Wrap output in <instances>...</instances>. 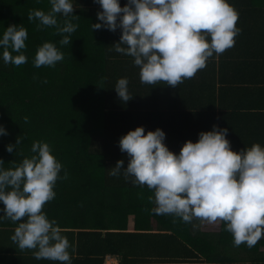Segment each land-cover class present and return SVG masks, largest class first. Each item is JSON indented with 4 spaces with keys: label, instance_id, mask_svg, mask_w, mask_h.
<instances>
[{
    "label": "trees",
    "instance_id": "obj_1",
    "mask_svg": "<svg viewBox=\"0 0 264 264\" xmlns=\"http://www.w3.org/2000/svg\"><path fill=\"white\" fill-rule=\"evenodd\" d=\"M119 2L123 6L127 0ZM228 2L238 12L234 45L171 87L142 84L132 58L111 50L119 28L91 29L101 10L94 0H73L75 17L57 14L58 24L78 25L68 45L58 43L56 27L37 28V19H27L32 10L49 11V0H0V34L9 24H20L28 33L21 50L25 63L5 65L0 59V125L8 133L0 135V159L5 169L14 168L33 155L34 141L50 145L62 164L60 176L66 170L67 177L56 181V195L42 210L67 237L72 264H102L106 255L119 264H264V237L251 248L234 246L223 222L194 218L185 223L156 214L150 211L152 190L108 175L118 159L127 166L120 136L141 125L145 131L161 128L164 143L176 153L213 124L228 129L234 151L253 143L264 146V0ZM46 41L56 43L64 58L54 67H34L35 52ZM121 77L129 82L127 102L113 89ZM18 135L21 144L7 152L5 145ZM17 224L0 220V235H13ZM17 256L16 261L23 257Z\"/></svg>",
    "mask_w": 264,
    "mask_h": 264
},
{
    "label": "clouds",
    "instance_id": "obj_2",
    "mask_svg": "<svg viewBox=\"0 0 264 264\" xmlns=\"http://www.w3.org/2000/svg\"><path fill=\"white\" fill-rule=\"evenodd\" d=\"M51 8L32 10L27 19L38 20L37 28L56 27L60 45L71 44L70 34L78 25L65 20L58 24L57 14L74 15L73 0H49ZM101 10L91 29H120L111 46L117 53L132 58L139 68L142 84L177 87L206 66L208 58L231 48L240 32L238 12L228 0H94ZM27 29L9 24L0 34V59L5 65L19 66L27 61ZM13 53H18L13 55ZM53 42H43L35 52L34 67H54L63 60ZM46 83V81H44ZM128 79L118 78L113 89L122 102L132 98ZM27 122L28 117H24ZM228 129L212 125L200 131L195 142L186 140L178 153L164 143L165 132L157 127L145 131L137 126L121 135L119 150L127 156L108 168V175L123 176L132 185L152 190L155 205L150 211L173 215L189 223L194 218L208 223L223 222L234 246L251 248L264 237V146L253 143L239 151L231 149ZM0 125V135H7ZM5 145L12 153L21 144ZM30 157L14 168L3 167L0 159V220L18 222L11 240L20 250L34 249L33 257L61 264H72V247L55 220H49L43 206L54 199V186L62 164L47 142L34 141ZM23 218V219H21Z\"/></svg>",
    "mask_w": 264,
    "mask_h": 264
},
{
    "label": "crops",
    "instance_id": "obj_3",
    "mask_svg": "<svg viewBox=\"0 0 264 264\" xmlns=\"http://www.w3.org/2000/svg\"><path fill=\"white\" fill-rule=\"evenodd\" d=\"M202 100H204V99H202ZM202 100H200V102ZM195 101L197 103L196 99H195ZM178 102H176V103H178ZM182 104H185V103L181 102V105ZM130 226L133 227V225H130ZM11 236L12 235H9V233L4 234V235H0V264H61V262L51 261V260H47V259H40L41 261L36 262L35 258L33 257L32 249L20 250L17 247V245L11 240ZM17 255L23 256L22 259L16 261V257H18ZM117 261H118V259H117ZM165 264H172V263H165ZM174 264H176V263H174ZM178 264H207V263L195 262V263H178Z\"/></svg>",
    "mask_w": 264,
    "mask_h": 264
},
{
    "label": "built area",
    "instance_id": "obj_4",
    "mask_svg": "<svg viewBox=\"0 0 264 264\" xmlns=\"http://www.w3.org/2000/svg\"><path fill=\"white\" fill-rule=\"evenodd\" d=\"M102 264H119L115 256L106 255L103 258Z\"/></svg>",
    "mask_w": 264,
    "mask_h": 264
},
{
    "label": "rangeland",
    "instance_id": "obj_5",
    "mask_svg": "<svg viewBox=\"0 0 264 264\" xmlns=\"http://www.w3.org/2000/svg\"><path fill=\"white\" fill-rule=\"evenodd\" d=\"M131 225H133V222H131ZM260 250L264 251V246H262Z\"/></svg>",
    "mask_w": 264,
    "mask_h": 264
}]
</instances>
